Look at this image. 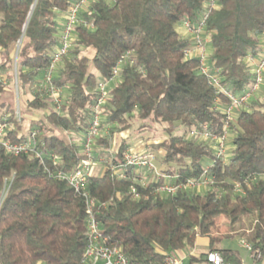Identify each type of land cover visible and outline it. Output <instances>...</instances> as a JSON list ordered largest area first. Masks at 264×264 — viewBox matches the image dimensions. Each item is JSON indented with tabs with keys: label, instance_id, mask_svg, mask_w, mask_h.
<instances>
[{
	"label": "trees",
	"instance_id": "obj_1",
	"mask_svg": "<svg viewBox=\"0 0 264 264\" xmlns=\"http://www.w3.org/2000/svg\"><path fill=\"white\" fill-rule=\"evenodd\" d=\"M72 1L0 0V67L12 82L18 51L20 95H34L23 106L20 101L24 116L18 122L16 101L12 96L6 100L8 91L0 84V118L8 115L16 123L17 141L38 129L36 147L44 153L41 161L33 151L13 155L0 146V264L80 263L87 245L86 199L52 171H70L78 164L97 80L109 78L121 59L120 77L103 107L105 121L117 129L138 123V132L163 123L168 136L159 145L165 150L164 161L174 163L169 168L174 181L201 177L213 161V183L202 193L187 188L164 195L155 191L164 182L159 177L145 187L137 184L136 196L131 183L109 168L122 160L130 141L123 140L109 160L112 134H103L97 138L94 159L104 155V162L89 176L86 189L95 200L104 234L122 248L129 264H163L167 254L182 252L201 236L209 238V250L241 264L239 251L220 247L222 237L214 231L222 216L233 227L251 215L252 230L241 235L264 255V102L255 99L250 108L238 110L226 163L216 160L211 145L177 133L178 128L186 131L204 124L220 133L223 127L224 114L215 101L217 96L228 98L199 72L198 59L184 56L189 41L178 31L183 20L199 19L207 0L93 1L83 13L89 24L77 26L78 43L55 78L66 90L56 110L49 95L35 91V84L60 42L61 21ZM218 4L206 20L212 59L223 84L242 92L252 83L245 56L257 53L264 43V0ZM30 111L41 116L28 119ZM51 154L58 155L61 164L54 165ZM125 171L129 176L136 173L132 168ZM236 182L243 186L242 193L235 190Z\"/></svg>",
	"mask_w": 264,
	"mask_h": 264
},
{
	"label": "built area",
	"instance_id": "obj_2",
	"mask_svg": "<svg viewBox=\"0 0 264 264\" xmlns=\"http://www.w3.org/2000/svg\"><path fill=\"white\" fill-rule=\"evenodd\" d=\"M95 0H73L69 5L67 11L63 15L61 21L62 30L60 33V42L55 46L50 55V63L44 69L41 78L35 84V91L49 95L53 106L56 110H60L65 98V89L61 85L55 83V78L58 76L59 70L63 65L65 56L74 48L78 41L76 33L77 26L82 23L89 24L83 19V13L88 10L90 4ZM219 0H207L203 12L198 20L185 19L180 24L186 29L187 35L183 37L191 38V41L184 49V56L188 59L196 58L199 61V72L205 75L210 84L217 90L219 94L227 96L230 100L229 104H224L221 100L216 99V106L221 107L224 114L223 132L221 135L217 134V143L214 146L217 159L226 163L228 161V152H226L225 139L226 133L230 125L234 122L235 116L233 110L238 108H250L251 99L256 97V93L260 90L264 81V43L257 53H248L245 56V62L252 74V83L242 92H235L226 87L222 82L221 70L215 65L212 59L211 50V35L207 29L206 20L211 11L219 8ZM264 41V39H263ZM17 56L15 54L14 78L12 85L19 91L18 76H17ZM126 58H129L127 54ZM123 59L113 68L111 76L103 78L98 81L96 86L97 99L91 110V118L89 126L84 132L83 137V153L76 165L70 171L63 169H55L52 172L60 179L67 180L68 183L86 199V228H87V245L79 264H129V259L121 247L113 244L108 235L104 234L100 220L95 212V200L91 197L86 189L89 176L92 175V164L94 159L95 138L99 135L102 125L103 107L108 102L111 95L110 84L117 81L120 77L121 64ZM6 72L0 67V84L4 87L8 83ZM31 94V93H30ZM19 98V96H18ZM34 95L31 94V99ZM15 117L18 122H22V113L20 110V100L17 101ZM205 135L211 136L215 133L208 129V125L202 127ZM17 131V125L12 121L8 115L0 118V146L9 154L19 155L33 151L35 157L41 161L44 160V153L40 151L37 145L38 129L32 130L27 138L22 141L14 140L13 135ZM195 133V132H194ZM22 133H18L21 135ZM51 159L54 165L61 164V158L56 154H51ZM154 154L145 152H135L134 150H127L122 160L119 163H111L112 172L118 178H125L131 183V190L136 196H139L138 186H147L144 179L138 175L139 170L146 168L148 170L154 169ZM214 163L207 165L204 169L203 175L198 178H190L185 182H162L156 186L155 191L161 194H174L181 189L192 188L200 191L201 186L204 188L206 184L213 183V177L209 175L210 167ZM132 168L135 170V175L129 176L126 169ZM161 177V176H160ZM159 178V177H158ZM174 178V177H173ZM236 191H242L238 185ZM243 245L251 252L252 256L260 260L263 258V253L259 249H255L252 243L242 240ZM185 255L167 254L163 264H184ZM206 264H236L231 261L224 260L222 254L216 250H209L205 255Z\"/></svg>",
	"mask_w": 264,
	"mask_h": 264
},
{
	"label": "rangeland",
	"instance_id": "obj_3",
	"mask_svg": "<svg viewBox=\"0 0 264 264\" xmlns=\"http://www.w3.org/2000/svg\"><path fill=\"white\" fill-rule=\"evenodd\" d=\"M180 35L184 36V34H180ZM186 40H188L190 42L191 38L187 37ZM84 51H85V49H84ZM88 53H89V51H88ZM99 80H101L100 77L98 78L97 83ZM96 86H97V84H96ZM110 87H112V84H110ZM5 88L8 91V92H6V96L8 97L6 99L7 101H10V97L12 96L15 99L16 104H17V101L19 99L21 101L22 106H23V104L24 105L26 104L27 100L31 99L30 93L24 94L22 92L20 95V90L17 91L15 89V87H13V85L10 81H8ZM65 92H66V90H65ZM96 93L98 94L97 91H96ZM18 96H19V98H18ZM217 98H219L218 100H221V102L224 101L221 99V96H217L216 99ZM255 99L264 102V81H263V84H262L260 90L256 93V97L251 99L250 104ZM224 104L230 105V100H228V99L225 100ZM250 104H249V107L252 106V105L250 106ZM254 106L259 107V104L258 105L254 104ZM235 108L236 109L233 110L234 116H235L234 122L237 119L238 110L241 109V108H238L236 106H235ZM262 108L264 109V105L262 106ZM102 111H103V109H102ZM23 116L24 115L22 114V117ZM26 116L28 119H33V118L37 119L41 116V113H38L37 111H30V112L26 113ZM102 119H104V121L106 120V118L104 117V113H103ZM24 123L26 124L27 122L23 121V124ZM232 124L230 125V128L228 129V131L226 133V135H227V137L225 139L226 152L232 150V148H233L232 140H233V137L235 136V133H234L235 131L232 128L233 127ZM204 125H208V124H204ZM204 125H201V127L189 128L186 131H184V128L181 127V128H178L177 133L185 135L188 140H196L198 143L204 142L206 144L211 145L214 157L216 158V160H218L213 147L216 146L215 144L217 143V138H216L217 134L221 135L222 133H224L223 127H222V130L220 131V133H215L214 135L207 137L205 135V133L203 132V129H202V127ZM137 126H138V123L134 124L130 129H121L120 127L117 129L116 125L114 123H108L105 121L101 125V131H100L99 135L95 138V146L97 144V138L99 136H101L103 134L110 136L112 134V136H111V147H110L109 151L106 152L107 153L106 155L110 160V158H112V156L115 154V152L118 151V147H119L120 143L123 140H126V141L129 140L131 145H129L127 150H134L135 152H145V153L147 152V153L154 154V160H153L154 164H155L154 169L148 170L146 168H142L141 169L142 171L140 170L141 173L140 172L138 173L139 176H141L147 184L149 183L150 180H157L158 177H160V176L164 179V182H170V180L174 181V179L176 177L174 175L170 174V172H169L170 166H173L174 163L169 164V163L164 161L165 160L164 159L165 158V150L163 149V147H160V145H159L168 136L164 132L163 123L162 124L161 123L160 124L155 123L153 125L150 124V127H149L150 130H145L142 132H138L139 131L138 129L136 130ZM208 129H210L209 125H208ZM73 138L76 139L77 141L79 140V138L76 135ZM231 155H232V152H230V153L228 152V160H229V157ZM82 156H84L83 151H82ZM103 156L100 157V159H98V160L97 159L93 160L92 173L98 171L99 168H101V165L104 162ZM206 167L207 166H205V168ZM109 168L111 169L110 166H109ZM199 178L200 177H198V179ZM211 185L206 184L204 188L201 186V189H199L200 192L202 193V192L207 191L208 189L212 188ZM238 185H240V187L243 188V186L241 185L240 182H236L235 183V190L237 189ZM164 195H166V194H164ZM253 217L254 216L250 215V216L246 217L243 221L235 224L232 227L230 220H228L227 217L222 216V217L217 219V227L218 228H217V230L214 231V234L215 235L218 234L222 237V239L219 243L220 247H231V248L239 249V251L241 252V254L243 256L244 264H264V259L261 261H258V262H254L252 257L248 253L247 248L243 245V242H241L242 239L250 242L246 238L247 236L244 235L242 237L241 233H244V232L248 233L252 230V227L254 225V222L252 220ZM232 231H234L233 235H232ZM202 237H205V236H202ZM204 249H205V245H203V244H197L194 248L191 246H186L185 249L182 250V252L176 253V255L179 256V255H181V253H183L184 255H189L190 253H193V251L201 252ZM184 264H189L188 259L185 260Z\"/></svg>",
	"mask_w": 264,
	"mask_h": 264
},
{
	"label": "crops",
	"instance_id": "obj_4",
	"mask_svg": "<svg viewBox=\"0 0 264 264\" xmlns=\"http://www.w3.org/2000/svg\"><path fill=\"white\" fill-rule=\"evenodd\" d=\"M178 31L180 34H184V35H187V32H186V29L183 27V26H179L178 27ZM262 43V41H261ZM262 47V44L260 45V48ZM212 50V49H211ZM197 244H203L205 245V249L201 252H198V251H193V253H190L189 255H185V260L188 259L189 261V264H206L205 262V255L206 253L209 251V246H210V240L208 237H198L197 240L195 241V244L191 247H195ZM225 248V247H224ZM226 248H231V247H226ZM232 249H237V248H232ZM239 251V249H237ZM239 253L241 254V252L239 251ZM248 253L250 254V256L252 257L253 261L254 262H258V261H261L264 259V255H263V258L260 259V260H257L255 259L251 252L248 251ZM181 255H184L183 253H181ZM241 257H242V262L241 264H244V259H243V256L241 254Z\"/></svg>",
	"mask_w": 264,
	"mask_h": 264
}]
</instances>
